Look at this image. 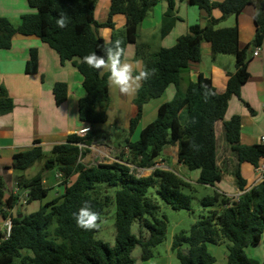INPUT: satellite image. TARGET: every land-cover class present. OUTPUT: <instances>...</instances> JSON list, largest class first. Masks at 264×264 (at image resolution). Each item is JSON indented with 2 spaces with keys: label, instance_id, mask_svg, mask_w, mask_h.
Instances as JSON below:
<instances>
[{
  "label": "trees",
  "instance_id": "obj_1",
  "mask_svg": "<svg viewBox=\"0 0 264 264\" xmlns=\"http://www.w3.org/2000/svg\"><path fill=\"white\" fill-rule=\"evenodd\" d=\"M98 1L29 0L34 11L25 13L18 27L0 16V49H10L18 34L35 36L58 51L63 63H74L82 75L85 91L78 104L79 117L91 128L83 135H69L65 143L56 144L50 153L36 141L32 148L13 156L12 166L16 171L44 162L42 171L34 177H17V187L27 191L29 204L42 201L48 195L44 182L46 171L56 169L62 174L60 184L65 186V191L41 204L33 213L21 212V217L20 212L12 215L10 237L3 238L0 234V264H135L132 252L138 245L142 248L143 261L153 258L154 248L166 239L168 220L165 215L160 216V206L150 190L158 186L157 196L176 210L192 209V197L185 192L192 189V184L175 171L155 168L149 176H137L132 169V165L153 168L167 146L178 147L179 164L189 170H199L198 183L217 187L226 174H231L242 192L233 200L215 189L214 195L203 198V204L212 207L208 214L197 220L188 234L182 232L175 236L172 248L177 251L179 264H215L216 258L208 247L222 244L227 246V264H261L258 259L248 257L246 249L260 245L264 237V142L243 145L241 116L234 115L230 120L225 117L231 98L241 97L242 87L250 79L253 51L264 43V1L190 0L208 14L205 26L192 25L189 33L180 36L174 46L160 47L154 53L144 51L145 44L137 45V52L144 60L143 69L154 70V75L142 82L134 99L136 114L130 121V132L134 134L145 105L162 96L170 85L176 87L175 98L160 105L157 118L142 129L137 140L126 139L129 155L122 150L116 152L118 160L112 163L88 165L82 159L91 153L90 147L95 142L112 143L110 133L100 126L109 119L110 88L109 73L89 67L82 62L83 57L93 52L105 54L109 44L97 28H114L113 18L117 14L127 18L125 36H113L112 41L120 40L126 53L129 44L137 43L141 24L160 0H111L109 18L104 23L96 20ZM257 1L255 37L251 47L242 48L239 25H219L230 16L239 18L247 6ZM215 9L222 12L221 18L213 16ZM60 12H65L69 19L65 28L56 25ZM178 20L176 2L168 0L161 36L170 34ZM204 42L210 43L213 57L219 54L235 57L236 70L230 74L222 93L202 73L197 81L186 80L185 72L201 61ZM38 71V52L33 49L26 72L38 74ZM209 91L214 95L206 97ZM53 94L56 105H62L68 99V84L57 82ZM14 107L7 90L0 88V115L12 112ZM218 122H223L233 155L230 164H219ZM245 162L256 168L263 162V178L249 190L241 171V164ZM5 188L0 176L2 220L9 217L10 210L21 199V194H8ZM84 201L91 202L100 213L99 223L106 209L115 204L114 246L95 238L99 229L84 230L77 226L73 214ZM135 223L140 226L139 236L132 232Z\"/></svg>",
  "mask_w": 264,
  "mask_h": 264
},
{
  "label": "crops",
  "instance_id": "obj_2",
  "mask_svg": "<svg viewBox=\"0 0 264 264\" xmlns=\"http://www.w3.org/2000/svg\"><path fill=\"white\" fill-rule=\"evenodd\" d=\"M100 1L103 2L102 8L108 11L106 16L109 18L111 0ZM175 2L179 20L176 22L171 33L162 38L160 47L174 46L178 38L189 33L190 27L194 24H201L202 26L207 24L208 14L198 7L195 8L190 3V0H175ZM258 3L259 1L247 6L239 18L230 16L219 25V27H231L237 23L240 29V45L242 48L252 46L256 32L255 16L257 14ZM165 10L166 2L162 0L161 21L163 20ZM32 11L34 9L30 6L29 0H0V16L8 18L15 27L21 25L22 16L25 13ZM119 15L123 14L115 15L113 18L114 23H125L126 26V16ZM213 16L221 18L222 12L219 9H215L213 10ZM153 21L159 24L160 17H152L151 23ZM145 23L144 21L142 24V30L145 29ZM153 28H157V25L153 26ZM105 30L100 32L101 36L107 41L112 40V30ZM142 44L151 45L148 40L143 41ZM260 48V55H251L249 62L251 76L249 81L242 87L241 97L233 96L231 98L225 117V120H230L234 115L241 116V143L243 145L260 144L264 135V43ZM33 49L38 52V74H28L26 72L27 63ZM127 50L128 55H133L134 50L131 46ZM227 56L230 55L219 54L213 57L210 43L204 42L202 44L201 61L192 64L185 72L186 80L197 81L199 75L202 73L212 79L218 92H224L227 88L230 74L236 70L235 61L227 58ZM57 82H66L69 90L67 101L60 106L56 105L53 94V87ZM0 88L7 90L15 104L12 112L0 115V176L5 181V189L6 192H9L8 194L15 193L20 195L21 191L17 190V177L19 175L16 176L18 172L12 166L13 156L18 152L32 148L36 145V141H39V145L46 152H49L56 144L65 143L69 135L74 133L80 134L82 129L88 127L81 121L78 112L79 100L84 96L85 91L82 84V75L72 61L63 63L59 52L44 43L40 38L21 34L14 37L10 49H0ZM117 90L120 91L118 88ZM126 95L122 93L124 98ZM162 103L158 105L157 113ZM130 110L132 115L128 116V118L132 119L136 114L134 101L130 105ZM152 110L155 111L154 108ZM143 128L135 130V140L138 139L139 133ZM216 132L218 136L219 164H230L233 161V155L225 138L223 122L217 123ZM107 142L111 143V141ZM93 145L90 147L92 154L87 155L90 159L94 152ZM170 148L172 149L173 156L176 157L178 147L171 146ZM161 160L166 165L164 158ZM39 165L37 170L43 167V163L41 162ZM177 165L180 169L186 171L187 168L184 165L178 162ZM171 171H175L180 175L177 170ZM241 171L247 180V188L249 190L263 178V162H261L260 168H256L253 165L250 166L246 162L242 163ZM31 176L28 178H32ZM8 177H10V180H13L14 191H10L7 187ZM182 178L185 179L187 177L182 176ZM195 178L197 181H189L198 182L199 174ZM59 180L56 174L55 184H59ZM44 182L48 187L49 180L46 176H44ZM212 188L220 193H224L233 200L238 199L242 194L236 187L235 178L231 174H226L222 182L217 184V187ZM21 208L19 209L20 214L24 212L23 209L25 207ZM17 213H14V215ZM3 223L4 220L0 222V225H3Z\"/></svg>",
  "mask_w": 264,
  "mask_h": 264
},
{
  "label": "rangeland",
  "instance_id": "obj_3",
  "mask_svg": "<svg viewBox=\"0 0 264 264\" xmlns=\"http://www.w3.org/2000/svg\"><path fill=\"white\" fill-rule=\"evenodd\" d=\"M161 1H159V3L153 8V10L150 11L148 16L145 18L144 21L146 22L145 23L146 25H145L144 30H142L143 23L141 24L140 29H139V38H138L137 43L131 44V45L129 44L127 46V49L130 46L131 48H133L134 50L133 55H128L129 54L128 50H126V53H125L126 57L129 60L139 61L140 67L142 69L144 68V60L142 58V55H140L137 52V45H141L143 41L148 40L151 45L149 46L145 44L146 48L144 49V51L149 52V53H154L160 48L161 40L163 38L161 36V26H162L161 24L162 22L161 21V18H162ZM165 2H166V10H167L168 0H165ZM102 4L103 2L99 0L97 7H96L97 9L96 10V20L99 23H104L108 19V16H106V13L108 11H105L102 8ZM194 7L197 8V6H194ZM154 10H156L155 13H154ZM119 16H123V15H119ZM154 16L160 17L159 24L158 22H154V21L151 23V19L152 17L154 18ZM149 19L150 21H148ZM156 25H157V28H153V26H156ZM229 25H233V24H229ZM105 29L112 30V33H113L112 39H113V36H116L118 38H121V37L123 38L125 36V23L120 24V23L115 22L114 28L99 27L97 28L98 34L101 35L100 32ZM227 58H231V60L235 61V57L233 55L227 56ZM110 85L111 83L109 81V86ZM185 87H186V82L183 88ZM136 95L137 93L131 94V96L126 95L124 98V96H122V93L117 90V87L114 85H111L110 104L108 107L109 119L106 123L101 124L100 126L102 130L110 133L109 135L111 137L110 139H112V144L107 141L96 142V144L93 145L94 152H93V156L91 157V159L88 156L82 159V161L85 164L95 165L99 163H112L118 160L115 158V156H117V154L115 153L116 151L122 152L123 150L125 151L127 155H129L128 150L125 149V144L127 142L126 139H129L130 141H135L136 135L130 132V119L131 118H128V116L130 117L132 115L131 110H130V105L132 101H134ZM175 95H176V87L174 85H170L162 96L158 98H154L149 103H147L144 107L143 116L140 122L138 123L136 130L139 128H143L145 125L149 124V122H153L157 118V115H158L157 114L158 105L164 101L165 102L172 101L175 98ZM153 108L155 109V111L152 110ZM146 111L147 113L144 117V114ZM113 147L116 149H114ZM170 147L171 146H167L164 148L162 155L158 159V163L153 168L144 169V168H139V167L137 168L132 165V169H134V172L136 173V175L137 176H149L154 171L155 168H162L166 170H169V169L177 170L178 173L181 175V177L182 176L187 177L185 178L187 181L189 180L197 181L195 176H197L198 174L200 176L199 170H189L187 167H186L187 168L186 171H184L183 169H180L179 166L177 165V162H178L177 156L176 157L173 156V153L171 152L172 149ZM169 150L171 153L169 152ZM50 152L51 151L47 153H50ZM162 158H164L166 165L164 164V161L161 160ZM42 163L44 166V162ZM39 164H41V162L35 163L32 167H30L29 169L25 171H16L18 172L16 176L24 175L26 178H28L30 175H32L31 177L37 175L43 169L42 167L37 170L38 166H40ZM249 165L252 166L253 164L249 163ZM260 167H261V163H260ZM57 173L58 172L56 169H52V170L45 172L44 175L49 180L48 195L45 198H43L42 201H34L30 204L28 203L27 205H25L24 206L25 208L23 209L25 213H33L37 211L40 208L41 204H45L46 202L50 201L51 199L62 194L65 191V186L60 184L61 182L60 180H59V184H55ZM7 183H8L7 184L8 189L10 191H14L15 186H14L13 180H10V177H8ZM189 183L192 184V189L186 190L185 192L190 194L192 197V209L191 210H186V209L176 210L170 204H167L165 201H163L160 197L157 196L156 190L158 189V186L150 190V195L153 194L155 196L156 203L160 206V216L165 215L168 220V230L166 234V239L161 244H159L157 247L154 248L155 256L153 258L147 261H143L141 259L142 248L139 245L133 250L132 257L136 261L135 264H179L177 251L173 250L172 248L175 236L182 232H185L188 234L193 224L197 220H199L202 216H206L208 214V211L212 207L205 206L203 204V198L206 196L214 195L216 191L212 187L204 186L198 182L189 181ZM21 198H23V196H21ZM18 211L19 209L16 208L15 213H17ZM0 220H1L0 222L3 221L1 218ZM139 230H140L139 224L135 223L132 227V232L136 236H139ZM95 238L108 243L110 246L115 245V239H116V206L115 204L111 205L108 209H106L105 213L103 214V218L100 223L99 230L95 235ZM186 246L187 245H184L183 247H186ZM208 248H209L210 253L216 258L215 264H227L228 250L225 244L209 245ZM246 254L248 257L256 258L260 261L261 264H264V237L260 245L254 246V247H248L246 249Z\"/></svg>",
  "mask_w": 264,
  "mask_h": 264
},
{
  "label": "clouds",
  "instance_id": "obj_4",
  "mask_svg": "<svg viewBox=\"0 0 264 264\" xmlns=\"http://www.w3.org/2000/svg\"><path fill=\"white\" fill-rule=\"evenodd\" d=\"M68 23L67 14L58 13L57 27L65 28ZM108 44L104 55L93 52L84 56L82 62L98 72L107 71L111 85L116 86L121 93L127 95L137 93L142 87V82L154 75V70L142 69L139 61L129 60L120 40H109ZM209 95H214V93L210 91L205 93L206 97ZM73 215L77 226L84 230H98L100 227V213L94 210L89 201H84L78 212Z\"/></svg>",
  "mask_w": 264,
  "mask_h": 264
},
{
  "label": "built area",
  "instance_id": "obj_5",
  "mask_svg": "<svg viewBox=\"0 0 264 264\" xmlns=\"http://www.w3.org/2000/svg\"><path fill=\"white\" fill-rule=\"evenodd\" d=\"M260 52H261V48L258 47L254 50L253 54L255 56H258L260 55ZM91 130L90 127H86L84 129L81 130L80 134L83 135V134H86L87 132H89ZM262 142H264V135L262 136ZM57 177L60 179L61 181V177H62V174L61 173H57ZM18 191H20L18 188H17ZM21 196H23V198H21L20 196V205H17V207H15L14 209L10 210L11 214L9 215V217H7L5 220H4V223L3 225H0V234L3 236V238H7V237H10L11 235V232H12V228H13V221H12V215H14L15 211H16V208L17 209H21V207H24L25 205L28 204V194H27V191H21ZM23 204V205H22ZM20 206V207H19ZM19 212V211H18Z\"/></svg>",
  "mask_w": 264,
  "mask_h": 264
},
{
  "label": "water",
  "instance_id": "obj_6",
  "mask_svg": "<svg viewBox=\"0 0 264 264\" xmlns=\"http://www.w3.org/2000/svg\"><path fill=\"white\" fill-rule=\"evenodd\" d=\"M20 217L22 216V214L19 215Z\"/></svg>",
  "mask_w": 264,
  "mask_h": 264
}]
</instances>
